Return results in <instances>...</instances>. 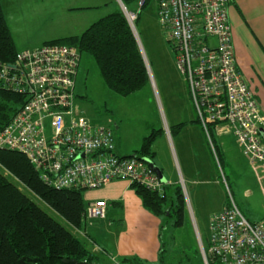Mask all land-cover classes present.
Segmentation results:
<instances>
[{
  "label": "built area",
  "instance_id": "2783aa9c",
  "mask_svg": "<svg viewBox=\"0 0 264 264\" xmlns=\"http://www.w3.org/2000/svg\"><path fill=\"white\" fill-rule=\"evenodd\" d=\"M118 1L136 33L144 0L136 10ZM228 2L156 0V14L219 167L212 134L230 132L264 189V110L239 68ZM80 63L75 48L53 43L19 50L15 63L0 60V89L26 97L0 130V148L23 153L56 189L91 190L126 179L162 195L170 182L164 183L152 169L150 158L119 155L113 129L94 122L77 104ZM229 198L210 218L208 249L201 246L204 264H209L208 254L220 264H264V219L251 221ZM107 207V200L88 201V223L105 219Z\"/></svg>",
  "mask_w": 264,
  "mask_h": 264
},
{
  "label": "trees",
  "instance_id": "16d2710c",
  "mask_svg": "<svg viewBox=\"0 0 264 264\" xmlns=\"http://www.w3.org/2000/svg\"><path fill=\"white\" fill-rule=\"evenodd\" d=\"M139 1L123 0L129 9ZM151 2L144 0L142 8ZM139 18L140 12L137 20ZM49 43L71 46L80 52L81 58L84 53L91 55L106 86L119 95L128 96L146 88L150 83L147 63L138 39L120 8L96 20L80 34L60 37L44 44ZM18 52L3 0H0V60L15 63ZM25 102V95L0 89V130L9 124ZM195 121L199 123L198 118ZM187 123L173 126L172 133H178ZM160 133V130H155L147 135L134 154L152 157L153 144ZM214 143L220 164H223L217 144ZM215 161L219 166L216 158ZM131 187L141 198L144 207L163 221L174 216L176 226L185 223L189 212L180 183H167L162 195L137 183ZM84 191L76 188L56 189L47 185L23 153L0 148V264H63L64 259L97 264L100 255L93 252L83 238L87 234L82 238L76 235L35 200L37 197L44 201L73 227L83 232L89 224L84 216L88 205ZM206 239L208 236L203 239L207 250ZM183 246L184 251H192L191 255L188 254L189 264H204L200 247L195 242L190 243V247L187 242H183ZM164 251L162 244L157 263L137 256H123L119 264H165ZM208 261L209 264H220L209 254Z\"/></svg>",
  "mask_w": 264,
  "mask_h": 264
},
{
  "label": "crops",
  "instance_id": "0c3cea01",
  "mask_svg": "<svg viewBox=\"0 0 264 264\" xmlns=\"http://www.w3.org/2000/svg\"><path fill=\"white\" fill-rule=\"evenodd\" d=\"M11 1H14L22 15L27 13L28 4L23 5L22 0H3L6 18L14 37L7 12ZM66 1H70L65 3L66 10H103L112 0H77L80 2L76 3L73 0ZM228 10L239 68L255 90L257 101L264 110V0H229ZM100 15L104 14L98 16ZM98 16L91 13L81 17L75 27L84 28ZM15 42L17 45L16 39ZM172 66L175 68V61H172ZM178 113L171 114V127L182 122L188 123L178 133L169 130L168 134L170 131L171 133L168 137L160 133L153 144L151 159L161 169L167 182L179 183L181 178L194 185L192 189L197 202V218L204 219L202 215L208 213L206 220L210 222L211 216L227 205L228 194L221 182L213 149L200 123L195 121L197 117L187 113L186 118H181ZM160 139L162 145H157ZM215 141L223 166H228L233 171L238 167L242 169V162H247L248 159L234 134L216 133ZM116 151L119 155L128 156L136 150H130L116 140ZM242 175L244 178L241 180L244 182L240 187L236 185L234 189L231 188L232 197L247 218L261 221L264 219V189L260 174L253 168ZM85 198L87 201L103 199L108 203L107 217L93 221L84 230L89 247L100 255L97 264H119L123 256H137L155 263L159 261L164 221L144 207L128 180L117 179L102 188L87 190Z\"/></svg>",
  "mask_w": 264,
  "mask_h": 264
},
{
  "label": "rangeland",
  "instance_id": "374dc122",
  "mask_svg": "<svg viewBox=\"0 0 264 264\" xmlns=\"http://www.w3.org/2000/svg\"><path fill=\"white\" fill-rule=\"evenodd\" d=\"M22 1L23 5L28 4L27 13L24 15L20 14L14 1H11L7 7L10 24L19 50L36 48L46 41L82 33L92 23L82 27L83 29L75 27V25L78 19L86 17L88 14L94 13L96 16L104 14L91 21L95 22L115 9L120 8L122 10L118 0L110 1L103 7V10H84L82 8L66 10L65 3L70 2L66 0ZM73 2L80 1L73 0ZM130 10H136L135 6L132 5ZM156 11V0H152L151 3L140 9V18L135 22V35L147 61L150 76V83L146 88L128 96L115 93L104 83L94 58L85 53L81 58L77 76V104L85 110L87 116L94 122L111 127L117 142L130 150L139 149L143 139L155 130H160L165 137H168L172 131L170 121L172 113L178 111L181 118H186L187 113L190 116H196L188 84L176 65L175 68L172 66L174 52L158 22ZM169 130L171 131L168 134ZM212 138L216 142V132L212 134ZM161 141L162 139L157 145H162ZM149 158L151 160V157ZM169 159L167 158V160ZM247 162H242V169L238 167L234 171L230 170L228 166H223V164L218 166L221 182L231 198V188L234 189L236 185L240 187L244 182L242 181L244 178L242 174H246L250 169L253 170V167ZM5 173L8 174L6 171ZM179 183L186 196L189 215L180 227L175 225L174 216L168 217L164 221L162 242L165 249V264H189L188 254L191 255L192 251H184L183 242H187L189 247L190 243L195 242L201 250V246L205 245L204 237L209 235V222L206 220L208 213L202 215L204 219L202 217L197 218V202L193 195L194 189H192L194 185L181 178ZM35 200L64 226L81 238L83 237L75 227L57 214L48 204L37 197Z\"/></svg>",
  "mask_w": 264,
  "mask_h": 264
},
{
  "label": "water",
  "instance_id": "95a60500",
  "mask_svg": "<svg viewBox=\"0 0 264 264\" xmlns=\"http://www.w3.org/2000/svg\"><path fill=\"white\" fill-rule=\"evenodd\" d=\"M123 11V10H122ZM133 29V28H132ZM134 30V29H133ZM135 33V32H134ZM137 37V36H136ZM138 39V38H137ZM138 43H139V41H138ZM139 46H140V49H141V45H140V43H139ZM141 51H142V49H141ZM143 53V52H142ZM143 56H144V54H143ZM146 61V60H145ZM146 63H147V61H146ZM149 163H150V165H151V167H152V169L160 176V178L162 179V181L164 182V183H166L167 182V180L164 178V176H163V173H162V171H161V169L152 161V160H149ZM40 264H43V263H40ZM63 264H92V263H89L88 261H79V260H77V259H64V261H63Z\"/></svg>",
  "mask_w": 264,
  "mask_h": 264
},
{
  "label": "bare ground",
  "instance_id": "6f19581e",
  "mask_svg": "<svg viewBox=\"0 0 264 264\" xmlns=\"http://www.w3.org/2000/svg\"><path fill=\"white\" fill-rule=\"evenodd\" d=\"M238 206V205H237ZM239 207V206H238ZM241 210V209H240ZM242 211V210H241ZM245 215V214H244Z\"/></svg>",
  "mask_w": 264,
  "mask_h": 264
}]
</instances>
